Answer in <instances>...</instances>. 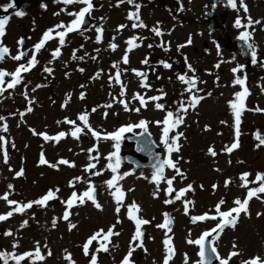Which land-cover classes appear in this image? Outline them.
I'll use <instances>...</instances> for the list:
<instances>
[{
	"label": "rangeland",
	"instance_id": "obj_1",
	"mask_svg": "<svg viewBox=\"0 0 264 264\" xmlns=\"http://www.w3.org/2000/svg\"><path fill=\"white\" fill-rule=\"evenodd\" d=\"M172 1L182 5L178 15L172 13ZM141 2L144 7L139 9L140 19L144 24H149L151 29L157 28L162 35L157 37V42L154 38L152 47L146 45L145 41L141 43L140 49H133V52L128 54L127 65L121 64L125 55L122 50L123 40L112 41L117 48H111L109 52L105 42L96 47L86 46L83 50L79 47L78 53L85 59L76 61L74 68L79 72L83 69V72L66 78L60 66L67 63L68 52H61L59 57L54 58L52 53L57 44L53 43L49 51L44 49L47 58H42L41 63L45 66L56 63L55 79L49 88L39 90L33 96L32 100H36L35 104L30 106L33 111L27 112L28 107L23 106V98L17 105L0 101V118H3L0 119V136L6 141L0 142V215L7 214L15 207L9 206L2 199L5 194L9 200L21 204L35 201L49 190H53L57 197L49 201L47 207L33 205L23 213L14 212L7 220L0 221V252L21 255L34 252L39 244L41 254L45 257L42 261L35 260V257L26 258L20 264H70L65 258L68 254L75 264H90V257H86L82 250L84 243L99 230L107 232L112 225H115L114 231L120 235L111 237L109 252L95 253L99 243L94 241L90 246V253L97 254L98 264H121L129 251L135 232V223L127 215V208L133 202L140 208L137 215L151 223L142 229L145 233L146 251L137 248L131 258L132 264H163V241L167 230L158 228L157 225L164 222L165 214L172 220V231L168 235L172 237L175 249L169 264H185L186 257L188 264H197L200 259L199 246L187 241L198 239L203 232L215 227V223H193L191 216L214 214L215 206L221 199L226 201L221 210L227 211L235 206L236 199L246 198L248 188L259 186L258 183L242 186L241 175L248 173L249 181H255L257 174H264V145L257 147L259 141L256 139L257 133L264 137V111H255L256 108L264 110V0H244L249 9L248 13L239 8V0L237 9L231 8L226 2L213 4L211 0H164L168 2L167 6H163L160 0H136L139 5ZM109 3L100 9L101 14L109 16L105 28L112 27V34L116 35L115 26L123 24L127 26V33H131L128 26L134 21L127 18V12L136 11L132 9L133 4L127 2L117 5L116 0H109ZM48 4V11L58 7L56 0H49ZM29 11L37 17L46 13L38 5ZM206 11L215 13L218 27L214 31L208 29L209 18L205 15ZM248 16L262 22L247 29L253 32L257 62L254 63V77L249 75L251 96L249 94L245 99L247 110L241 116L239 147L228 153L225 151L226 147L236 138L230 101H234L235 93L243 89V86L235 84L234 80L237 76L243 78L245 64L240 54L234 57L233 52L236 51H229L233 39L245 30L234 27L235 20L239 17L246 23ZM43 17L45 18L39 22L40 28L27 21L26 31L35 33L52 24L53 21L48 16ZM15 26L16 22H13L12 30ZM138 29L137 35L140 38H146L153 33L151 29ZM219 36L224 40L223 43H226L225 48L214 43ZM189 37L192 44L178 50V46L185 45ZM235 49L237 50L236 44ZM76 55L77 53H73L71 58ZM185 57L188 64L195 69L197 87L202 89L198 95L204 99L195 109H189L184 114V123L170 133H183L178 142L180 150L171 154L183 175H177L171 168H166L164 175L166 178L175 177L172 187L176 191L188 185H192L194 190L187 192L181 200H175V192L171 196L166 193V182L162 181L159 186L151 182L153 173L150 170H131L129 166H125L119 168V174H132L124 176L118 182L125 192V199L120 212L117 213V204L105 183L114 175L107 168L109 161L106 159L109 153L115 151L114 142L97 140L87 132L80 134L79 139L74 138L71 135L74 126L63 121L67 118L75 121L77 126L83 127L78 117L87 113L93 129L101 133H112L122 126L145 120L149 122L147 131L161 148L163 159L166 158L167 153L161 143L163 125H157L155 122L165 118L168 107L175 106L173 109L176 110L180 102L189 101V94L185 91L186 85L177 79L181 74L193 75L185 63ZM146 58L149 63L143 64L142 61ZM165 58L173 60V68L154 67V61ZM109 62L121 66L122 82L126 85L123 96L121 85L115 80L110 81V76H115L112 71L116 69ZM218 63L219 68L216 67ZM238 66L243 67L239 72L233 73L232 69ZM133 70L146 73V83L150 87H142L141 78L135 75ZM90 75L91 79L88 80ZM161 90L166 93L162 99L149 100L143 107L138 100L133 99L137 93L146 99L158 96L161 95ZM120 100L128 102L129 109L140 108V111H126ZM156 103L163 104L164 108L157 109ZM109 104L111 107H106ZM93 109L96 111L93 112ZM4 124L8 126L6 132L3 131ZM33 130L36 133H47L49 136H56L60 132L67 135L59 142L45 141L42 136L34 135ZM141 130L137 128L134 132ZM210 148L216 152L215 156L209 153ZM89 149H95L91 155L98 154V161H90ZM129 150L127 146L123 148L124 152ZM41 153L49 164H57L60 159H66L74 163L75 167L59 165L53 168L48 164L42 165ZM90 162L96 163V169L93 171H102V175L94 176L84 170ZM21 169L24 174L17 177L16 173ZM76 177H81L82 180L76 181ZM89 180L96 187V200L102 209H97L91 201H87L83 205L74 206L69 220L64 221L62 216L66 206L62 201H66L74 191L78 194L86 191ZM226 181L231 183L225 186ZM70 182L75 186H70ZM9 185L12 187L9 188ZM57 189L59 191H56ZM166 200H173V203H165ZM184 200L193 202L189 205L187 215ZM248 208L249 215L242 213L235 228H226L219 238L212 242V246L217 248L222 258H227L231 251L240 253L232 258L230 264H242L257 255L264 258V194H260L259 199L252 198ZM53 219L57 221L55 227L52 225ZM117 220L120 223H117ZM24 221L28 222L27 225H23ZM70 224H76L77 227L69 230ZM6 232H11L12 235L6 236ZM233 243H236L237 248L233 249ZM49 251L51 256L47 255ZM7 264H16V261L10 257Z\"/></svg>",
	"mask_w": 264,
	"mask_h": 264
},
{
	"label": "snow or ice",
	"instance_id": "obj_2",
	"mask_svg": "<svg viewBox=\"0 0 264 264\" xmlns=\"http://www.w3.org/2000/svg\"><path fill=\"white\" fill-rule=\"evenodd\" d=\"M58 3H63L64 5H74V4H82L84 7H81L78 12H68L67 14L69 16L74 17L68 24H64L61 22L58 25H55L53 28L48 29L43 33L42 38L38 43L34 45V51L31 55V57L28 59L27 64L20 63L16 69L13 72H8L6 70L0 69V94H3L6 89H14L18 84L21 83L23 74L29 72L35 65L38 63L36 54L41 51L45 47V44L52 40V39H58L59 44L63 46L65 44V37L74 31H79L87 24L86 16L90 15L93 10V3L92 0H56ZM125 0H118V3H124ZM129 4H133L134 0H127ZM228 5L233 8H238V0H227ZM42 7H47L46 5H41ZM15 2L12 0V2L8 3L4 7V11L7 12L9 9L15 8ZM139 4H135L136 11L130 12L128 15L129 20L136 21L132 23V28H146L147 25L143 23V21L140 19L139 16ZM239 8H242L245 13H248L249 9L244 2V0H239ZM61 11H66V9H61ZM60 13H54V15H59ZM15 15L17 17H23L26 15L24 11H16ZM9 23V17L5 16L0 18V38H3L6 35V25ZM262 22L260 20H253L250 16L247 17V22L243 23L241 18L237 17V19L234 22V27L237 29L243 28L244 31L240 32L239 34V40L243 42L244 45H246L247 52L246 54H250L252 57L253 63L257 62V55H256V46L253 39V32L248 31L247 29L251 28L254 25L261 24ZM127 27L126 25H119L117 27V31H120ZM57 29H62L60 31H57ZM254 30V29H253ZM151 31L154 32L156 36H161L162 33L157 28H152ZM98 34L102 32L101 28H97ZM100 36L98 35L97 40L99 41ZM138 39H141L139 37H132L129 40L126 41V44L128 45V48L125 52V55L122 57V62L127 65L129 63V56L128 52H131L133 49L140 47V44L136 43ZM18 45H23L24 39L21 38L18 40ZM192 44V39L189 37L185 45H179L178 50L180 48H183L187 45ZM164 46L163 44L161 45ZM149 47H152V45H149ZM111 48L115 50L117 48L116 44H112ZM28 53L26 51L20 50L18 53L14 56H11L10 49L6 47L2 40H0V62H2L5 58L9 57L14 61H21L23 60ZM61 55L60 48H57L53 51L52 56L59 57ZM75 58V56H74ZM143 64H148L149 61L146 58L144 61H142ZM163 66L165 68H171L172 65L170 63L161 61ZM185 63L187 64V67L189 71L193 73L192 76H188L185 74L178 75L177 79L185 84L187 87L185 91L189 94V101L187 103L180 102L179 107L173 111H167V114L165 118L162 121H156L155 123L157 125H163L162 127V137H161V143L164 145L167 157L164 159H161L159 156H155V163L152 165L154 168L153 175L151 177V182L155 183L157 186L164 181L167 183L168 188L166 189V193L171 196L173 192H175V200H181L183 197H185L186 193L189 191H193L192 185H188L186 188L180 189L179 191H176L172 185L173 180L175 177L172 178H166L164 175L166 168L174 169L177 173V175H183L181 173L180 169L177 167V163L173 161L171 158V154L173 152H178L180 150L179 146V140L183 136L182 132H177L175 135H170L179 125L184 123L185 115L189 109H195L197 105L204 99L203 96L198 95L199 92L202 91V89H199L197 87L198 84V78L194 75L195 69L192 68L191 64H188L187 57H185ZM217 68L220 67V64L218 63L216 65ZM243 66H238L237 68H233L232 72L237 73L241 70ZM113 68H117V71L115 73L114 77L110 76V81L115 80L117 83L121 85V95H124V90L126 88V85L123 84L121 81V71L118 68L117 64H113ZM45 71L51 72V69L45 68ZM81 71H83L81 69ZM135 75L141 78V86L142 87H150L147 83V74L142 71L133 70ZM99 75V74H97ZM11 77L10 81L6 82L5 78ZM159 78V77H158ZM202 83V81H200ZM234 83L237 85L244 86L245 85V79L237 76L234 80ZM6 84V88H5ZM250 93L248 92L247 87H244L241 92L235 93V100L230 101V108L232 109L233 115H234V121H235V141L230 145L227 146L225 151L228 153H231L234 149H237L239 147V136H240V123H241V116L242 113L247 110L245 99ZM166 95V93H163L161 90V95L158 96H152L149 98H145L144 96L140 94H134L133 99L138 100L140 105L146 106L148 101H159L162 99V96ZM211 95V93H209ZM81 98H83V94H81ZM120 103L124 104L126 111H136L139 112L140 108L135 109H129L128 108V102L124 100H120ZM157 109H163L164 105L160 103H156ZM106 107H111V104L106 105ZM33 109L31 107H28L27 112H32ZM93 112L96 111V109L92 110ZM255 111H264L262 109L256 108ZM105 115H107L105 113ZM3 119V118H0ZM78 119L82 122L83 127L77 126L75 121L68 120L67 118L63 121V123L70 124L74 126V130L71 132V135L74 138L79 139L80 134L90 133L91 136L95 137L97 140L105 139L113 141V147L115 151L109 153V155L106 157V159L109 161L107 164V168L111 170L114 175L111 179L107 180L105 183L108 187V189L111 192V195L114 197L115 202L117 204L116 211L117 213L120 212V207L123 205L124 199H125V192L122 190V188L119 186V180L123 179L124 176L130 175L132 173H123L119 174V168L121 164V158L119 155L120 151V143L125 138V133H132L134 132V129H143V131L140 133L141 136L145 135L147 133L148 123L145 120L139 121V123L135 124H128L126 126L120 127L117 131L112 133H101L99 131H96L92 128V126L89 123V117L87 113L80 114ZM59 123V122H58ZM207 128V126H206ZM3 131H8L7 124L3 125ZM34 135H40L43 137L45 141H56L59 142L61 139H63L67 134L64 132H60L56 136H49L47 133H36L35 130H33ZM150 135V134H149ZM256 139L259 141L257 147L264 145V137H262L259 133L256 135ZM0 142H5L4 137L0 136ZM146 145L149 142H145ZM14 147V145H13ZM95 149H89V159L90 161H98L99 155L92 156L91 153ZM140 151H144V148L139 149ZM209 153L212 156L216 155V152L213 149H209ZM5 156V162H7V152L4 153ZM40 164L45 165L48 164L50 167L57 168L59 165H68L71 167H75L74 163H71L70 161L66 159H60L57 164H49V162L44 158L43 153H41L40 158ZM96 169V163H89L85 166V171L90 172L94 176L102 175V171H93ZM24 172L23 169H21L19 172L16 173L17 177L23 176ZM250 174L244 173L241 175V180L243 182L242 186L247 187L249 183H258V187L254 188H248L246 198L243 200L236 199L234 201V207L227 211H222L221 206L226 203L225 200L221 199L215 206L214 214L204 213L202 215L197 216H191V221L193 223L197 222H205V221H216L215 227L212 229L203 232L198 239L191 240L189 239L187 242L189 244H195L199 246V261L197 264H212V259H216L219 261V264H230V261L233 257L239 256L240 253L238 251H231L227 258H222L217 252L216 247H210L209 245L216 241L219 236L224 232V230L228 227L235 228L237 225L239 218L241 214L249 215V201L252 198H260V194H264V174H257L255 181H249L248 177ZM76 181H81V177H76ZM88 188L83 193L78 194L77 192H72L71 196L66 200L62 201V203L65 204V211L63 213L62 219L64 221H68L71 216V209L74 206L83 205L87 201H91L94 206L97 209H102V206L99 202L96 200V187L94 184L91 183L89 180L88 182ZM231 181H226L225 186H227ZM70 186L74 187L75 184L73 182H70ZM12 186L9 185V188ZM215 188L216 185H213ZM114 189V191H112ZM56 191H59L57 189ZM157 191H159V188H157ZM156 195V193H154ZM55 192L53 190H49L44 196L41 198L31 201L28 203H19L14 200H9L8 195L5 194L2 199H4L9 206L15 205L12 211H9L7 214L0 215V221L7 220L9 217L13 215V213H23L26 209H31L33 205H38L41 207H47L48 202L56 199ZM184 208H185V214L187 215L189 213V205L192 204V201L184 200ZM165 203H173V200H166ZM140 212V208L138 205L133 202L131 205L127 208V215L128 218L135 223V232L132 237V242L130 243L129 251L123 258L121 264H132V256L133 253L136 251L137 248L146 249L144 248V239H145V233L142 230L143 226L150 224L151 222L147 219L141 218L137 215V213ZM259 216L260 213H257ZM27 221L23 222V225H27ZM56 219H53L52 225L53 227L56 226ZM117 223H120L119 220H117ZM172 224V220L168 217L167 214H165V220L162 224L157 225L158 228L166 229L165 236L166 238L163 241L164 247H165V257L163 259V264H169V262L172 260L175 249L172 241V237L168 235L169 232L172 231L170 225ZM77 227L76 224H70L69 230L75 229ZM115 225H112L107 232H104V230H99L96 233H94L91 237L88 238V240L83 245V253L86 257H90V264H98V256L95 253H99L101 251L107 253L109 252L108 244L111 243V237L120 235L119 232L114 231ZM6 236H11V232H6ZM209 237H211V241H209ZM97 241L99 243V247L95 249V253H90V246L93 245V242ZM15 247V245H14ZM233 249L237 248L236 243H233L232 245ZM48 256H51L52 253L49 251L47 253ZM12 258L16 261V264H20L21 261L25 260L26 258L32 259L35 257V260L42 261L45 259V257L41 254V250L39 247V244H37V247L35 248L34 252H28L21 255H15L13 253H5L0 252V260L4 261V264H7L8 259ZM68 261H70V264H75V262L72 260V257L70 254H68L65 257ZM185 264H188L187 257L185 258ZM242 264H264V258L260 257L259 255L252 257L248 260H245L242 262Z\"/></svg>",
	"mask_w": 264,
	"mask_h": 264
},
{
	"label": "flooded vegetation",
	"instance_id": "obj_3",
	"mask_svg": "<svg viewBox=\"0 0 264 264\" xmlns=\"http://www.w3.org/2000/svg\"><path fill=\"white\" fill-rule=\"evenodd\" d=\"M48 1L49 0H36V1L35 0H14L16 7L13 9H9L7 12H5L4 7L8 3L12 2V0H0V18L5 17V16L9 17V23L6 25V35L3 38H0V40H2L3 44L10 49L11 56L16 55L18 53V51H20V50L26 51L28 53V55L21 61H14L10 58V56L5 58L0 63V69L6 70L8 72H13L20 63L27 64L28 59L31 57V55L34 51V45L40 41V39L43 36V33L45 31H47L48 29L53 28L55 25L60 24L61 22H63L64 24L70 23V21L72 19H74V17L69 16L67 13L68 12H78L81 7H84V5H82V4L64 5L63 3H58V7L56 9L48 11V10H50ZM147 1L150 2L151 0H147ZM95 2H101V5L97 9L92 10L91 14L89 15V18L91 20L90 24L87 27H84L79 31H74L72 33H69L65 37V44L63 46H61L59 44L58 39H52V40L48 41L45 44V47L43 49H41V51L39 53L36 54L38 63L35 65V67H33L29 72L23 74V78H22L21 83L18 84L14 89H6L5 92L0 96L1 101L12 102L13 104L17 105L18 103H20L19 100H21L23 98V106L24 107H30V106L35 104L36 100L33 101L32 98L34 95H36V92L39 90H45V89L49 88L55 79V73L57 72L55 70L56 67L54 66L55 62H53L52 66H45L44 64L41 63L42 58H47L46 51H49V48L51 47L50 45L53 43L57 44V48H60V51L62 52V54L64 52H68L67 63L65 65L60 66V69L62 70V74H65L66 78H69L70 75H79L83 72V71L79 72L78 70H75V68H74V65H77L76 61L81 60V59H85V57L83 55H80L78 53L79 47L81 48V50H83L86 46H89V45L92 46L93 45L94 47H96L97 45L100 46L103 42H105V46L107 48V51L109 52L111 49L112 41L123 40L124 45H123L122 50L125 54V52L128 48L126 41L132 37H139L137 35V32L139 31V29L138 28H135V29L132 28V23H134L136 21L130 22L131 25L128 26V29H129V31H131V33H127L126 27L120 31H117V27L119 25H123V24H117L115 26V34L116 35H114V34H112V27L105 28V26H104L105 24L108 23L109 16L106 14H101V12H100L101 8L105 7L106 4H108V5L110 4L109 0H92V3H95ZM160 2L163 6H167V4H168V2H164V0H160ZM173 2L174 1H172V8H173ZM126 3H127V0L124 3H118V4L123 5ZM135 4H138V3H136V0H134V3L132 5V9H135ZM35 5L36 6L38 5L41 10L46 11V13H44L43 15L48 16L53 22L51 25L43 28L42 30L40 29L39 31L32 33L31 31L30 32L26 31V28H27L26 22L30 21L34 24V26L40 28L39 22L41 19L45 18V17H43V15L40 17H37L36 14H32L29 11V9L36 7ZM41 5H46L47 7L45 8V7H42ZM140 6L144 7L143 2H141ZM180 8H182V5ZM61 9H66V11H61ZM16 11H24L26 13V15L23 17H17L15 15ZM54 13H60V14L54 15ZM129 13L130 12H127V17L129 15ZM13 22H16V26H15L14 30H12ZM145 25H147V27L141 28V29H145V30L151 29L149 24H145ZM97 28H101L102 32H100L98 34ZM60 30H62V29H57V31H60ZM98 35L100 36L99 41L97 40ZM111 35H112V37H111ZM113 36H115V37H113ZM157 37L158 36H156L153 32V33L149 34V36H147L146 38L141 37V39H138L136 41V43L141 45L142 42L146 41V45H151V44L155 43L154 38L156 39V42H157ZM21 38L24 39V43L22 46L18 45V43H17L18 40H20ZM227 39L228 38L226 37V40ZM218 40H219V42H217L218 43L217 46H222L223 48H225L226 43L225 44L223 43L224 40L220 36H219ZM215 42H216V40L214 41V43ZM232 45H233V47H232ZM230 46L231 47H230L229 52H231V51L237 52V50L235 49V39H233V44H231ZM44 49H47V50L44 51ZM137 49H140V47L135 48V50H137ZM132 52H133V50L131 52H128V54H130ZM236 52H233L234 57H236L237 54L239 55V53L238 52L236 53ZM73 53H77L75 58L74 57L71 58ZM166 59L167 58H165L164 60L159 59L158 61H154L153 62L154 67H158V66L162 67L163 65H162L161 61H164V62L170 63L172 65L171 68H173L174 67L173 66L174 65L173 60H170L169 58H168L169 60H166ZM244 62H245V64H244L242 74H243V79H245V85L243 86V88L247 87L248 92L250 93V96H251V92L249 89V86L251 87L249 75H252L254 77V63L251 66L247 67L246 66V63H247L246 60ZM109 64L113 67L112 62H109ZM121 64L124 65L122 60H121ZM55 65H56V63H55ZM45 68L51 69V72L49 73V72L45 71ZM118 68L120 70L121 66L118 65ZM171 68H167V69H171ZM115 69L116 70H114L112 72H116L117 68H115ZM197 71H198V73H200L199 69H197ZM90 77H91V75L89 76L88 80L91 79ZM10 79H11V77L5 78L6 82L10 81ZM45 80H47V81H45ZM122 80H123V76H122ZM5 88H6V84H5ZM173 107H175V106H173ZM173 107H171V108L174 112L175 109H173ZM138 132H140V131H137L135 133H138Z\"/></svg>",
	"mask_w": 264,
	"mask_h": 264
},
{
	"label": "water",
	"instance_id": "obj_4",
	"mask_svg": "<svg viewBox=\"0 0 264 264\" xmlns=\"http://www.w3.org/2000/svg\"><path fill=\"white\" fill-rule=\"evenodd\" d=\"M214 3H216L219 0H212ZM99 4H96L98 6ZM178 5L175 4V9H177ZM206 16H208V29L210 31H214L218 25L215 20V13L213 12H206ZM87 18V17H86ZM87 20V19H86ZM89 24V21L87 20V24ZM85 25V26H86ZM237 49L240 51L241 55L244 58H247L248 60H251V55L246 54L247 49L244 44H242L239 40H237ZM145 142H149L147 145ZM122 146L131 147L130 152H124L123 149H120L119 155L121 158V164L120 167L124 165H130L132 170H139L143 168H150L154 172V168L152 165L155 163V156L160 157V149L156 146V144L151 140V137L149 133H145V135L141 136L138 135H132L127 134L125 138L122 140ZM144 148V151H140L139 149ZM214 222V221H211ZM209 241H211V237L208 238ZM210 247L211 244L209 245ZM2 260H0L1 264ZM212 264H219V261L216 259H212Z\"/></svg>",
	"mask_w": 264,
	"mask_h": 264
}]
</instances>
